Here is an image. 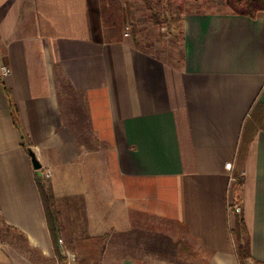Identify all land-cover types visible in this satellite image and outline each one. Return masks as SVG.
<instances>
[{
  "label": "crops",
  "instance_id": "crops-1",
  "mask_svg": "<svg viewBox=\"0 0 264 264\" xmlns=\"http://www.w3.org/2000/svg\"><path fill=\"white\" fill-rule=\"evenodd\" d=\"M180 5L176 62L108 23L109 0H0V69L11 71L0 76V224L13 231L0 249L74 264L77 242L110 234V264H240L242 215L250 261L264 264V11ZM31 152L54 190L63 260ZM146 217L196 257L142 259L138 239L113 242Z\"/></svg>",
  "mask_w": 264,
  "mask_h": 264
},
{
  "label": "rangeland",
  "instance_id": "rangeland-1",
  "mask_svg": "<svg viewBox=\"0 0 264 264\" xmlns=\"http://www.w3.org/2000/svg\"><path fill=\"white\" fill-rule=\"evenodd\" d=\"M226 0H151L156 6L162 8L166 13L174 10L181 3H185L189 8L199 10H224ZM110 9V12L108 10ZM109 9L105 11L108 23L114 21L123 22L132 30L136 31L139 40L144 46L159 51L166 57L176 62L181 59V44L175 40V33L169 29L167 21L162 26H155L152 20L150 10L146 6L145 0H109ZM122 23V24H123ZM123 26V25H122ZM135 226L130 233L120 236L113 242L118 245L125 243V246H134L136 239L139 255H143L146 259L148 256H161L164 258L179 260L177 257V243L181 240L176 230L165 226L164 223L151 219L150 217L142 219H134ZM0 232V245H9V240ZM119 241V242H118ZM104 254L102 263L110 264L118 259L116 254ZM77 264L76 256L65 258ZM0 264H46L35 256L24 254L18 256L10 250L0 249Z\"/></svg>",
  "mask_w": 264,
  "mask_h": 264
},
{
  "label": "trees",
  "instance_id": "trees-1",
  "mask_svg": "<svg viewBox=\"0 0 264 264\" xmlns=\"http://www.w3.org/2000/svg\"><path fill=\"white\" fill-rule=\"evenodd\" d=\"M147 8L150 10L152 20L155 26H162L167 21V25L171 31L175 33V40L181 41L182 15L184 6L179 5L176 10L171 9L166 13L159 6L151 3V0H145ZM226 5L233 11L249 15L255 18L259 12L264 11V0H226ZM238 186L242 185L244 179L240 174L235 175ZM37 183L43 199L45 212L48 219L49 231L55 247V251L59 259H64L60 248V233L62 230L59 222V213L56 209V198L54 190L50 182L37 171ZM0 232L3 234L12 233V229L0 224ZM233 237L236 243L237 255L240 263H245L252 258L251 238L247 228L246 221L242 215H238L233 228ZM110 234L96 238H87L77 242L76 249L79 254L77 264H101L104 249L110 239ZM177 254L181 259L195 258V252L182 240L177 243Z\"/></svg>",
  "mask_w": 264,
  "mask_h": 264
},
{
  "label": "built area",
  "instance_id": "built-area-1",
  "mask_svg": "<svg viewBox=\"0 0 264 264\" xmlns=\"http://www.w3.org/2000/svg\"><path fill=\"white\" fill-rule=\"evenodd\" d=\"M126 35H127V36L130 35V31H129V30L127 31ZM10 73H11L10 69H9L8 67H6V66H4V67H2V68L0 69V76H8ZM234 167H235V166H234V163H233V162H229V163L226 165L227 170H229L230 173H231V177H230V179H231V186H232V184L234 185V184L237 182V179H236V177H235L234 174H233V172H234ZM50 176H51V172L48 171V172L45 174V177H46V178H50ZM231 209H233L237 214H240V213H242V211H243L242 206H241V204H239V203H233V204H231ZM1 213H2V210H1V208H0V215H1ZM0 242H1V241H0ZM1 243H2V242H1ZM240 264H255V263H253V262L250 261V260H247L245 263H240Z\"/></svg>",
  "mask_w": 264,
  "mask_h": 264
},
{
  "label": "water",
  "instance_id": "water-1",
  "mask_svg": "<svg viewBox=\"0 0 264 264\" xmlns=\"http://www.w3.org/2000/svg\"><path fill=\"white\" fill-rule=\"evenodd\" d=\"M31 154H32L33 164L35 166V169L39 172V174H41L42 165L40 161L38 160V158L36 157V155L33 152H31Z\"/></svg>",
  "mask_w": 264,
  "mask_h": 264
}]
</instances>
